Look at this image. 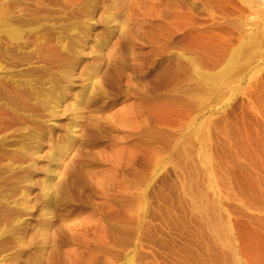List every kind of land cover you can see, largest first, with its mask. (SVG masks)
Masks as SVG:
<instances>
[{
  "label": "rangeland",
  "instance_id": "rangeland-1",
  "mask_svg": "<svg viewBox=\"0 0 264 264\" xmlns=\"http://www.w3.org/2000/svg\"><path fill=\"white\" fill-rule=\"evenodd\" d=\"M1 20L0 264H264V0Z\"/></svg>",
  "mask_w": 264,
  "mask_h": 264
},
{
  "label": "bare ground",
  "instance_id": "bare-ground-1",
  "mask_svg": "<svg viewBox=\"0 0 264 264\" xmlns=\"http://www.w3.org/2000/svg\"><path fill=\"white\" fill-rule=\"evenodd\" d=\"M6 1L7 0H0V22H2L1 19L4 20V11L6 9ZM7 30L11 29V28H6Z\"/></svg>",
  "mask_w": 264,
  "mask_h": 264
}]
</instances>
